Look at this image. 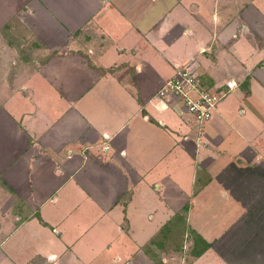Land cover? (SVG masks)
<instances>
[{
	"label": "crops",
	"instance_id": "0c3cea01",
	"mask_svg": "<svg viewBox=\"0 0 264 264\" xmlns=\"http://www.w3.org/2000/svg\"><path fill=\"white\" fill-rule=\"evenodd\" d=\"M263 105L264 0H0V264H169L185 206L189 264H264Z\"/></svg>",
	"mask_w": 264,
	"mask_h": 264
},
{
	"label": "built area",
	"instance_id": "2783aa9c",
	"mask_svg": "<svg viewBox=\"0 0 264 264\" xmlns=\"http://www.w3.org/2000/svg\"><path fill=\"white\" fill-rule=\"evenodd\" d=\"M227 87L229 90L234 89L236 83L229 82ZM157 96L161 100L181 102L186 114L201 127L212 119L218 104L227 94L204 88L194 71L189 66H182L173 78L163 84Z\"/></svg>",
	"mask_w": 264,
	"mask_h": 264
},
{
	"label": "trees",
	"instance_id": "16d2710c",
	"mask_svg": "<svg viewBox=\"0 0 264 264\" xmlns=\"http://www.w3.org/2000/svg\"><path fill=\"white\" fill-rule=\"evenodd\" d=\"M189 207L185 206L183 209V213L177 215L171 222H169L163 229L160 230L155 241L161 246L166 245V241L168 245L177 243L176 240L179 239L181 242L177 244L176 248L183 250V243L185 239H190L193 241L191 246V254L193 257L202 256L207 250L211 248V244L207 243L200 235H198L195 231L189 230L185 231V220ZM188 232V235L185 234ZM175 240L173 241V239ZM159 240V241H158Z\"/></svg>",
	"mask_w": 264,
	"mask_h": 264
},
{
	"label": "rangeland",
	"instance_id": "374dc122",
	"mask_svg": "<svg viewBox=\"0 0 264 264\" xmlns=\"http://www.w3.org/2000/svg\"><path fill=\"white\" fill-rule=\"evenodd\" d=\"M28 48H29V45H27V48H24V50H28ZM26 51L24 52V53H26ZM225 99V98H224ZM223 99V100H224ZM222 100V101H223ZM264 105L262 106V110L264 111ZM251 124V123H250ZM251 126H253V128H257L258 126L256 125V122H255V124H251ZM251 128V127H250ZM249 129V128H248ZM261 129H264V121H263V124H262V126H261ZM180 213H182V212H180ZM175 240V238L173 239V241ZM186 240H188L187 242H186ZM177 241V243H172L171 245H169V246H171L170 248H171V250L170 251H168V256L170 257V254H173V262L171 261V263H169V264H189V262H191L192 261V258H193V256H192V254H191V246L192 245H190L189 246V244H190V239H185L184 240V243H183V252L184 253H179V251L177 250L178 248H176L178 245L177 244H179L180 242H181V240L179 241V239L178 240H176ZM164 253H166V252H164ZM161 259H162V257H161ZM161 259L160 258H157V264H162V261H161ZM159 260V261H158Z\"/></svg>",
	"mask_w": 264,
	"mask_h": 264
}]
</instances>
